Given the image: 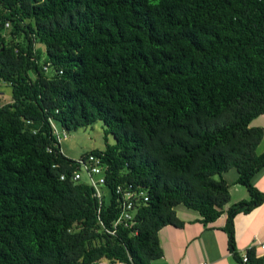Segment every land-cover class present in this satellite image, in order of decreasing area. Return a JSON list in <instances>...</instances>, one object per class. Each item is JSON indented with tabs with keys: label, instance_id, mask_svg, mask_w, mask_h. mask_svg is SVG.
Instances as JSON below:
<instances>
[{
	"label": "trees",
	"instance_id": "1",
	"mask_svg": "<svg viewBox=\"0 0 264 264\" xmlns=\"http://www.w3.org/2000/svg\"><path fill=\"white\" fill-rule=\"evenodd\" d=\"M0 23V264H151L180 204L203 225L226 212L236 261L264 264L234 236L264 200V0H0ZM97 121L114 142L66 155L67 131ZM88 154L101 195L72 179ZM229 170L250 198L225 210ZM129 187L148 199L114 224Z\"/></svg>",
	"mask_w": 264,
	"mask_h": 264
},
{
	"label": "crops",
	"instance_id": "2",
	"mask_svg": "<svg viewBox=\"0 0 264 264\" xmlns=\"http://www.w3.org/2000/svg\"><path fill=\"white\" fill-rule=\"evenodd\" d=\"M250 126L264 129V113L256 116L250 122ZM259 145L264 146V136ZM224 178L229 182L230 194L229 201L224 205L225 210L240 200L250 198L247 188L235 182L237 173L234 170L226 172ZM251 182L264 193V167L252 177ZM174 210L183 225H166L159 230L163 255L153 260L151 264H239L228 249V236L223 230L226 212L215 221L203 225L199 221L197 211L181 204L175 206ZM234 236L235 250L240 256H243L250 247L260 250V245L264 243V200L251 211L246 213L240 211L236 214ZM92 264L109 263L102 260Z\"/></svg>",
	"mask_w": 264,
	"mask_h": 264
},
{
	"label": "rangeland",
	"instance_id": "3",
	"mask_svg": "<svg viewBox=\"0 0 264 264\" xmlns=\"http://www.w3.org/2000/svg\"><path fill=\"white\" fill-rule=\"evenodd\" d=\"M37 47L44 51L43 44L38 43ZM44 56L45 54H43V57ZM0 88L3 96L2 98L5 101L10 100V86L1 83ZM113 142V136L109 133L105 134L102 123L97 121L90 126L79 127L75 130L67 131V138L61 141V147L66 155L78 158L83 152L93 149H104L106 143ZM262 151H264V146L259 145L256 152L260 153ZM82 178L88 179V175L85 170H82Z\"/></svg>",
	"mask_w": 264,
	"mask_h": 264
},
{
	"label": "built area",
	"instance_id": "4",
	"mask_svg": "<svg viewBox=\"0 0 264 264\" xmlns=\"http://www.w3.org/2000/svg\"><path fill=\"white\" fill-rule=\"evenodd\" d=\"M10 26V23L6 21L4 27L7 28ZM1 28V23H0ZM65 134V133H64ZM81 170H77L73 173L72 179L74 181L82 178V170H85L88 175V180L94 185L95 190L98 195H101L100 186L105 182V178L102 175L103 167L101 156L94 154H88L87 159L81 160ZM63 178V176H61ZM130 191H123V196L125 197L123 201V210L120 215L117 217L114 224L118 222H124V224H130L132 222L134 212H135V201L139 198L147 200L148 197L143 190H138L137 193H133L131 187L128 188ZM119 189H117V192ZM134 199V200H133ZM264 248V244L261 245ZM247 259L246 255L243 256V261Z\"/></svg>",
	"mask_w": 264,
	"mask_h": 264
},
{
	"label": "clouds",
	"instance_id": "5",
	"mask_svg": "<svg viewBox=\"0 0 264 264\" xmlns=\"http://www.w3.org/2000/svg\"><path fill=\"white\" fill-rule=\"evenodd\" d=\"M8 22H9V21H8ZM9 27H10V26H9ZM9 27H7V29H8ZM0 90H1V89H0ZM262 244H264V243H262ZM262 244H261V245H262ZM261 245H260V250L262 251V250H264V248H262ZM244 255H245V254H244ZM244 255H243V256H244ZM243 256H242V257H243Z\"/></svg>",
	"mask_w": 264,
	"mask_h": 264
}]
</instances>
